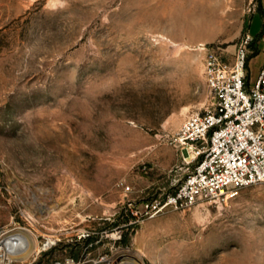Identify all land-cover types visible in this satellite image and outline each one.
<instances>
[{
	"label": "rangeland",
	"instance_id": "obj_1",
	"mask_svg": "<svg viewBox=\"0 0 264 264\" xmlns=\"http://www.w3.org/2000/svg\"><path fill=\"white\" fill-rule=\"evenodd\" d=\"M206 1L0 0V225L36 246L2 264H264V183L154 208L195 164L175 132L215 103L204 47L264 31V0Z\"/></svg>",
	"mask_w": 264,
	"mask_h": 264
},
{
	"label": "built area",
	"instance_id": "obj_2",
	"mask_svg": "<svg viewBox=\"0 0 264 264\" xmlns=\"http://www.w3.org/2000/svg\"><path fill=\"white\" fill-rule=\"evenodd\" d=\"M204 52L205 80L215 103L212 110L187 116L175 132L172 142L192 153L195 164L154 208L185 209L200 200H220L230 188L264 183V59L257 75L247 77L249 60L264 55V31L246 33L232 58L219 47L205 46ZM7 235L0 225V264L12 260ZM51 264L79 262L66 257Z\"/></svg>",
	"mask_w": 264,
	"mask_h": 264
},
{
	"label": "bare ground",
	"instance_id": "obj_3",
	"mask_svg": "<svg viewBox=\"0 0 264 264\" xmlns=\"http://www.w3.org/2000/svg\"><path fill=\"white\" fill-rule=\"evenodd\" d=\"M234 2L235 0H216L215 10L217 13H220V10L228 11L227 8ZM208 3L210 4V1H208ZM191 156L193 158V155ZM30 237L31 236L28 233H24L23 230H18L17 232L7 235L6 239L8 240L7 244L10 255L24 258L35 250L36 246L33 245V239Z\"/></svg>",
	"mask_w": 264,
	"mask_h": 264
},
{
	"label": "trees",
	"instance_id": "obj_4",
	"mask_svg": "<svg viewBox=\"0 0 264 264\" xmlns=\"http://www.w3.org/2000/svg\"><path fill=\"white\" fill-rule=\"evenodd\" d=\"M258 9H259V12H262V11H263V8H262L261 5H259ZM261 32H262V31H261ZM261 32H260V33H261ZM256 53H257V52H256ZM256 53H255V55H256Z\"/></svg>",
	"mask_w": 264,
	"mask_h": 264
},
{
	"label": "crops",
	"instance_id": "obj_5",
	"mask_svg": "<svg viewBox=\"0 0 264 264\" xmlns=\"http://www.w3.org/2000/svg\"><path fill=\"white\" fill-rule=\"evenodd\" d=\"M254 57H256V56H254ZM254 57H253V58H254ZM253 58H252V59H253ZM252 59L250 60V63H249V65L251 64V61H252Z\"/></svg>",
	"mask_w": 264,
	"mask_h": 264
}]
</instances>
